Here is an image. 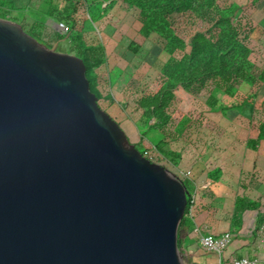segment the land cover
<instances>
[{"label": "water", "instance_id": "obj_1", "mask_svg": "<svg viewBox=\"0 0 264 264\" xmlns=\"http://www.w3.org/2000/svg\"><path fill=\"white\" fill-rule=\"evenodd\" d=\"M58 43L0 18V264H183L182 180L128 141Z\"/></svg>", "mask_w": 264, "mask_h": 264}, {"label": "trees", "instance_id": "obj_2", "mask_svg": "<svg viewBox=\"0 0 264 264\" xmlns=\"http://www.w3.org/2000/svg\"><path fill=\"white\" fill-rule=\"evenodd\" d=\"M67 1L70 3L69 9L65 10V17L62 16L61 20L63 19L69 26L67 38L70 40L69 53L83 60L89 88L95 94L97 104L101 108L99 85L96 84L94 88L90 77L103 62L96 57L97 53L86 44L82 35L76 33L75 20L71 16L76 0ZM121 2L136 11V19L140 24L139 35L168 55V59L161 67V77L153 78L150 85L135 98L134 107L139 112L138 120L135 122L138 144L133 145L150 162L153 161L149 154L153 153L159 159L176 166L178 156L170 150V143L176 140L178 135L179 120L176 118L180 101L178 91L202 96L210 95L216 88L223 91L221 101L228 108L235 109L240 103L235 101L236 94L245 93L247 97L249 95L254 97L264 86V61L261 67L250 63L253 51L249 39L253 28L250 23L241 25L236 22L229 3L226 2L224 5L220 0H121ZM25 32L37 41L51 46L33 31ZM65 36L56 35L55 41L60 42ZM137 48L136 46V51ZM62 49L59 43L57 51ZM88 54L90 58L87 57ZM138 84L136 79H130L127 86L135 91ZM210 104L209 106L213 107L216 101L212 100ZM249 126L253 135L248 136L241 144L253 151L256 156L264 158V100L257 107L252 106ZM187 128L195 132L205 129L217 136L223 134L222 127L208 119L204 113L198 114L193 122L188 123ZM151 131L161 138L153 145H144V140ZM127 139L129 141L128 137ZM177 176L188 191L179 229L186 228L192 233V230L197 228L201 234H210L205 218L224 211L229 215L231 227L235 230L242 221L244 211L254 210L257 214L259 212L257 204L243 195V182H239L241 195L234 201L210 197V203L201 206L195 204L192 217H189L187 213L194 184L186 176L180 177L178 174ZM180 244L179 235L178 248ZM185 259L189 262L186 257Z\"/></svg>", "mask_w": 264, "mask_h": 264}, {"label": "crops", "instance_id": "obj_3", "mask_svg": "<svg viewBox=\"0 0 264 264\" xmlns=\"http://www.w3.org/2000/svg\"><path fill=\"white\" fill-rule=\"evenodd\" d=\"M102 1L103 5L101 7L104 9L102 14H105V9L107 11V9L109 10L114 8L115 4L121 3V0ZM53 3V0H47V8L43 9L40 7V0H0V18L16 21L22 25L24 30L33 31L41 36V38L44 37L45 29L48 26L47 21H50L49 27L52 29L54 35H60L55 28V23L58 22L55 20V16L60 15V18L62 16L65 17V10L69 9L70 3L67 0L61 1L58 5ZM87 12V3L84 0H76L74 4V11L71 16L75 20L76 33L82 35L84 39L86 38L87 45L92 47V51L97 53L96 57L100 58L103 62L100 67L94 70L93 76L95 77V83L99 85V81L97 82V80L98 78H101L104 81L105 88H107L105 91H108V95L114 97L115 95H119V93H121L120 89L122 86L128 88L127 85L130 79H136L138 81L135 77L137 76V73H140V71L145 75L144 79H150L152 77V64L150 63V60L141 58L140 53L141 51L145 52L146 50H144V48L148 47L152 43L141 37L138 31L134 32L135 38H126V41L120 40V34L118 33H121V35H124V33L119 32L118 30V33L116 31L110 32L107 29L101 30L97 27V25L95 26V32L92 31L85 34L87 31L84 29L86 23L85 16L89 18V13ZM116 16L118 17V15ZM119 17L120 20H118V26L119 24H124L122 22L126 21L127 15L123 13ZM90 21L94 23L93 19H90ZM256 21H258L256 23L264 29V15L262 17L257 16ZM104 22L107 23V21ZM109 23L114 26L112 21ZM111 37L116 40L113 44L115 45L113 53L110 49L109 52L107 50L110 43L109 39H111ZM55 39L56 37L54 38V42H59L55 41ZM59 43L62 48H69L70 40L67 39L65 41H60ZM120 44L123 46L121 47ZM136 46L138 47L137 51ZM87 57L90 58V54H88ZM98 69L99 72L97 73L96 71ZM150 83L151 79L147 83V87ZM129 90L133 92L132 89ZM238 114L243 117V114H241L240 111ZM210 118L222 127L223 134L217 137L216 135H212V140L216 142L213 144L214 149H211L209 152L210 157L207 161L203 159V157H200V155L195 154V156H198L197 159L199 162H196V166H188L187 164L181 165V161H185L187 157V152H184V150L180 151L179 149H176L177 147H170V150L178 155L177 165L172 166L165 161L178 172V175L181 174L183 176V174H188L187 176L193 182L194 190L196 191L197 206L210 203V197L215 199L231 200L234 199L236 195H241V192H238V183L241 179V175L238 171L241 170L243 172V169L249 171L253 167V152L250 150H244L243 144H230L232 140L229 136H227L230 134L228 133L229 130L226 123L219 120L220 118L216 116ZM152 136H158L159 139L161 138L157 133L151 131L148 134L149 143H144V145H153L157 142L153 141ZM243 153L245 154L244 161ZM235 156L240 157L238 164ZM259 213H263L260 214L261 218L258 216ZM242 216L243 227L240 229L236 228L235 230L231 227L229 215L224 211H219L214 216L211 215L205 218V223L209 227L211 234L219 235L228 231L233 234L232 242L225 249L223 254V260L226 263H229L231 259L235 257L242 255L254 257L260 253L257 226L260 222L264 221V208L262 209V212L259 211L258 214L255 211H244ZM185 230L186 228L182 229L181 233L183 234ZM192 235L193 238L190 235L180 236V248L182 249L185 257L189 260V263L216 264V256L212 253L204 252L199 247L196 236L193 233Z\"/></svg>", "mask_w": 264, "mask_h": 264}, {"label": "rangeland", "instance_id": "obj_4", "mask_svg": "<svg viewBox=\"0 0 264 264\" xmlns=\"http://www.w3.org/2000/svg\"><path fill=\"white\" fill-rule=\"evenodd\" d=\"M63 0H53V4L58 5ZM87 3L89 18L85 16V27L84 29L87 30L85 34L88 32H95V26L101 30H109L110 32H122L124 35L120 34V40H124L126 38H135L134 32H137L139 29L140 24L136 19V11H133L127 5L122 4H115L114 8L105 9V14L103 7L102 0H84ZM224 5L226 2L229 3L230 9L235 14V21L241 23V25L245 23H250V26L253 28V32L250 35L249 45L252 48L253 54L251 56L250 63H255L258 67L262 66L264 61V29L256 22L257 16L264 15V0H220ZM41 8H47V0H40ZM228 7V6H227ZM86 11V10H85ZM125 13L127 15L126 21H123V25L119 26L118 20H120V15ZM99 15V16H98ZM118 15V17L116 16ZM104 18V19H103ZM93 19L94 23L90 21ZM56 21H62L60 15L55 16ZM104 21H107L105 23ZM112 21V24L109 23ZM64 22V21H62ZM65 23V22H64ZM93 23V24H92ZM116 23V24H115ZM66 24V23H65ZM47 27L45 29L44 34V41L52 45L54 43V38L56 37L52 32L50 26V21H47ZM118 30V31H117ZM88 36V35H87ZM139 38V37H138ZM85 42L86 38L84 39ZM115 39L111 37L109 39V45L107 47L108 52L111 50L113 53V49L115 48ZM42 43V42H41ZM87 44V43H86ZM122 47L123 45L120 44ZM110 49V50H109ZM106 50V49H105ZM144 51H141L140 57L145 58L146 60H150L152 64V77L151 82L154 79H159L160 71L162 65L168 59V55L166 52L161 51L157 46L150 44L148 47L144 48ZM57 51V48H56ZM61 53L70 54L68 47H63L62 51H57ZM118 55V54H116ZM138 63V62H137ZM99 72V69L96 71ZM135 78L140 81L135 89L130 91L128 88L124 86L121 87V93L119 95H115L112 97L108 95V91L106 92L107 88H105L104 81L101 78H98L97 82L99 81V92L101 94L100 105L103 111H105L118 125L121 129L125 132L126 136L129 138L131 144H138V137H137V130L135 128V122L138 120L139 112L134 107L135 98L139 95V93L145 90L147 87V83L150 81L149 78L144 79V74L140 71V73L136 74ZM91 82L93 87L96 86L95 77L92 75ZM125 88V89H124ZM121 94V95H120ZM178 98L180 99L179 104L177 106V117L179 120V124L177 125V139L170 143V147H177L176 149L184 150L187 152V157L185 161H181V165H190L196 166V162H198V156L195 154L200 155L206 161L210 157V150L214 149V140H212V135L215 134L210 133L208 130H201L200 132H195L189 128L187 125L189 122H193L194 118L198 116L200 113H204L205 116L209 119L210 117L216 116L219 117L222 122L226 123V126L229 130V138L232 140L230 144L240 145L242 142V134H243V142L247 139L248 136L253 135V131L250 130L249 126V116L251 113L252 106L257 107L259 104L264 100V86L259 89L256 96L246 95L243 93L236 94L235 101L239 103L238 107L235 109L228 108L222 101L221 98L223 97V91L219 89H213L210 95H202V96H193L189 93L177 92ZM210 100V101H209ZM212 100L216 101V104L213 107L209 105ZM243 101V102H241ZM242 110V111H241ZM243 114V117L238 114V112ZM211 119V118H210ZM212 120V119H211ZM223 123V124H225ZM223 126V125H222ZM243 129V130H242ZM217 137V135H216ZM234 137V139H233ZM145 138L144 143H149V139ZM153 141H158V136H152ZM234 142V143H233ZM140 146V145H139ZM244 150H250L243 145ZM251 151V150H250ZM253 152V151H252ZM182 153V152H181ZM253 167L246 171L243 169V172L240 170V182H243V195L247 196L251 201L257 204L259 211L262 212L264 208V158L261 156H256L253 152ZM149 155L151 161L153 163L158 164L174 174H178V172L172 168L169 164H167L164 160L159 159L156 157L155 154L150 153ZM178 156V155H177ZM195 156V157H194ZM234 158V157H233ZM232 158V159H233ZM237 164L240 161L239 156H235ZM245 159V154L243 153V161ZM187 161V162H186ZM189 161V162H188ZM199 163V162H198ZM176 174V175H177ZM183 177L181 174H179ZM243 179V181H242ZM239 184V183H238ZM239 186V185H238ZM242 187V186H241ZM238 192H241V188L238 189ZM240 196V195H236ZM235 197V198H236ZM231 199L232 201L235 200ZM254 211V210H249ZM260 214L263 213H259ZM243 217V216H242ZM243 227V219L241 223L238 225L237 229ZM179 230V235H190L193 238L192 233H190L189 229H186L182 234V229ZM183 237V236H182ZM179 252L181 254V260L183 264H190L186 261L185 255L181 248H179Z\"/></svg>", "mask_w": 264, "mask_h": 264}, {"label": "built area", "instance_id": "obj_5", "mask_svg": "<svg viewBox=\"0 0 264 264\" xmlns=\"http://www.w3.org/2000/svg\"><path fill=\"white\" fill-rule=\"evenodd\" d=\"M55 28L60 35L69 34V26L62 21L55 23ZM188 175V174H187ZM187 175L183 174V177ZM196 204V191L191 193V202L188 209V216L192 217L193 210ZM196 236L199 247L204 252L212 253L216 256V264H264V221L260 222L257 226V237L260 247V253L254 257L239 256L231 259L229 263H224L223 254L225 249L231 244L233 234L231 232H223L219 235L214 234H201L197 228L192 230Z\"/></svg>", "mask_w": 264, "mask_h": 264}]
</instances>
